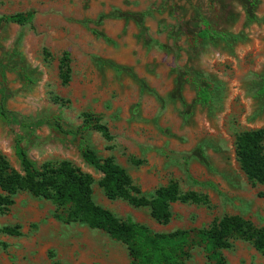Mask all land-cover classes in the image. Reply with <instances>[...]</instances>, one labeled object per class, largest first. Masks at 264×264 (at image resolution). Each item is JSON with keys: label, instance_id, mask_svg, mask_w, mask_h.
I'll return each mask as SVG.
<instances>
[{"label": "rangeland", "instance_id": "rangeland-1", "mask_svg": "<svg viewBox=\"0 0 264 264\" xmlns=\"http://www.w3.org/2000/svg\"><path fill=\"white\" fill-rule=\"evenodd\" d=\"M246 0H0V17L31 13L24 24L0 22V154L21 171L15 138L37 165L70 160L91 174L93 201L120 219L153 231L207 227L224 214L264 225V184L241 169L237 133L264 127V0L254 17ZM69 54V80L59 66ZM210 85L207 103L198 84ZM90 112L112 135L88 129L70 138L51 125L83 123ZM26 124L23 127L22 124ZM87 144L113 156L141 191L176 181L182 191L207 194V204L174 202L160 224L148 206L109 199L102 174L84 162ZM0 212V264H130L123 242L79 221L66 222L48 199L27 191ZM224 264H264V253L245 239L221 251ZM188 264H217L203 245Z\"/></svg>", "mask_w": 264, "mask_h": 264}, {"label": "trees", "instance_id": "trees-1", "mask_svg": "<svg viewBox=\"0 0 264 264\" xmlns=\"http://www.w3.org/2000/svg\"><path fill=\"white\" fill-rule=\"evenodd\" d=\"M257 0L243 4L246 16L254 17ZM31 13L16 12L2 15L1 23L24 24L31 20ZM59 73L62 81L69 80V54L63 52ZM264 91V87H263ZM211 97L210 85L204 80L198 84L197 99L207 103ZM0 113L6 110L0 102ZM53 128L70 137L84 138L88 129L98 131L106 139L112 135L101 118L90 112L83 114V123L77 127L66 126L58 117L50 119ZM26 127V124H22ZM22 137L15 138V154L21 171L13 168L4 154H0V212L7 211L14 203V195L27 191L35 197L53 202L56 216L66 222L79 221L90 228L100 229L110 237L123 242L130 257V264H188L192 250L203 245L207 257L217 264H224L221 251L232 246L234 239L248 240L254 248L264 253V225L256 226L239 214H224L207 227L177 228L172 231H153L146 224L130 218L120 219L110 209L96 204L92 198L93 178L70 160L44 161L37 165L21 145ZM234 150L241 169L253 182L264 184V127L240 131L234 140ZM85 163L98 170L102 176L98 184L109 199L122 198L133 206H148L151 217L160 224L171 218L170 206L174 202L207 204V194L194 190L182 191L176 181L158 186L149 196L135 184L126 169L113 156L102 157L86 143L81 146ZM0 231L20 235V226H2ZM51 264H60L53 260Z\"/></svg>", "mask_w": 264, "mask_h": 264}]
</instances>
